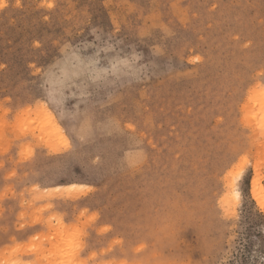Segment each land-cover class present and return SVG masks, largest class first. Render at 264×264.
I'll list each match as a JSON object with an SVG mask.
<instances>
[{"label": "rangeland", "instance_id": "obj_1", "mask_svg": "<svg viewBox=\"0 0 264 264\" xmlns=\"http://www.w3.org/2000/svg\"><path fill=\"white\" fill-rule=\"evenodd\" d=\"M260 88L264 0H0V264H264Z\"/></svg>", "mask_w": 264, "mask_h": 264}, {"label": "bare ground", "instance_id": "obj_2", "mask_svg": "<svg viewBox=\"0 0 264 264\" xmlns=\"http://www.w3.org/2000/svg\"><path fill=\"white\" fill-rule=\"evenodd\" d=\"M259 94H260L261 98L263 97V103H262V106L264 107V105H263V104H264V89H261V88H260V90H259ZM259 94H258V95H259ZM258 95H257L256 97H258ZM263 110H264V109H263ZM49 117H50V116H49ZM263 118H264V117H263ZM53 127H54V126H53ZM59 130H60V129H59ZM58 149H61V148H58ZM254 182L258 183V181H256V180H255ZM254 182H253V186H254V184H256V183H254ZM73 186H74V185H73ZM73 186H71V187H73ZM74 187H75V186H74ZM64 188H65V187H64ZM76 188H77V187H76ZM80 189H81V188H80ZM65 190H66V189H65ZM73 190H74V189H73ZM252 190H253V189H252ZM257 190L260 191V189H258V188L256 189V185H255V189H254V191H255V192H254V196H255V197H258V195H259V194H258V195L256 194V191H257ZM81 193H82V192H81ZM258 193H259V192H258ZM63 194H64V193H63ZM82 194H84V193H82ZM236 194H238V193H236ZM260 194H261V193H260ZM61 195H62V194H61ZM73 195H74V194H73ZM77 195H78V194H77ZM77 195H76V196L74 195V196L77 197ZM79 195H80V194H79ZM256 195H257V196H256ZM73 199H74V198H73ZM231 199H232V198H231ZM230 201H232V200H230ZM259 201H260V199H259ZM234 203H235V202H234ZM257 205H258V204H257ZM261 206H263L262 203H261ZM261 206H260V207H261ZM263 207H264V206H263Z\"/></svg>", "mask_w": 264, "mask_h": 264}]
</instances>
